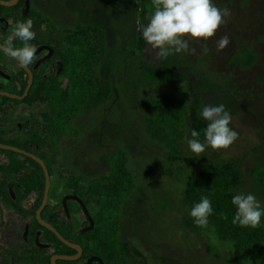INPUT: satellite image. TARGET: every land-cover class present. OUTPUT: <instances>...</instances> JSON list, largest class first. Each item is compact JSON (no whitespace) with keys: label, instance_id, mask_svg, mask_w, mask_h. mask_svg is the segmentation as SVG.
<instances>
[{"label":"rangeland","instance_id":"obj_1","mask_svg":"<svg viewBox=\"0 0 264 264\" xmlns=\"http://www.w3.org/2000/svg\"><path fill=\"white\" fill-rule=\"evenodd\" d=\"M162 1L171 13L172 32L179 38L175 47L180 51L181 62L190 60L191 69L202 72L205 83L213 84L218 91L233 90L232 97H228L225 101V104L233 110L224 115L229 126L225 132L219 130L208 135L200 148H197L189 139L186 125L178 126L179 150L185 157V162L192 166L184 171L173 167L171 176L165 172L168 167L163 160V147L146 138L140 122L143 117L152 116L148 106L150 98L158 94H171L178 85L172 83L169 88H164L144 85L141 81H137L138 85H134V72L127 73L125 69L128 62V57L125 55L128 50L130 53L133 49L132 25L137 15L136 5L139 1L29 0L26 2L27 6L30 4L43 19L44 25L40 30H44L46 26L53 31L50 37L55 34V38L62 43L64 41L62 39L72 34L76 27L91 26L100 29L106 46L105 60L109 63L108 70L105 69L107 76H115L123 81V84L114 85L117 94L114 108L111 107L113 110L106 111L104 121L99 106L95 115L88 117L89 130L86 129L85 134L80 130L78 140L82 144L78 143L79 147L74 143L68 145L71 146L68 152L75 159L78 157L77 154L80 155V152L85 151L84 157H88L86 166L89 172L87 173L92 172L97 177L112 172L110 166L104 165L106 159L103 157L111 156L110 152L113 149H122L123 152L129 153L135 164L127 161L129 163L127 167L131 168L128 170L131 177L130 182H122L119 188L118 209L114 212L104 211L100 216V222L96 223L101 228L98 234L91 235L88 232L87 236L92 241L90 244L94 245L93 252L103 259H112L113 264H223L216 255L229 258V249L218 244L215 248H211L210 246H214L212 238L207 242L204 233H192L183 226L182 222L188 212L181 202L180 191L185 181L193 176L202 162L235 161L239 165L244 183L247 184L248 173L255 164V158L264 160L262 158L264 153V0ZM143 5H147L146 1ZM1 12L3 15L14 16L16 9L4 7ZM155 28L154 22L147 20L145 30L149 36L141 60L152 62L158 59V53L155 51L157 43L152 35ZM48 37H45L46 42ZM246 48L254 52L256 62L250 69L240 71L228 59L234 52ZM183 50L188 53L183 54ZM197 79L199 78L191 77V80ZM62 82L61 87L64 86V81ZM212 98L210 94H199L197 115L200 118L215 117L216 107L212 105L214 99ZM222 99L225 100L223 95L217 100ZM17 110L21 111L14 107L7 115L3 113L1 118L6 120L7 117L16 114ZM32 110L47 112L39 105H34ZM25 119V115H20L18 120L20 123L26 120L36 122L35 115ZM255 130H259L258 134ZM0 155H4L10 162L14 161L17 167V162L21 161L20 156L12 152H0ZM101 158L104 163L100 162ZM114 160L115 165L116 158ZM147 166L151 170L154 169L148 176L145 175ZM50 176L52 182L50 194L55 198L62 193L64 185L68 182L64 179L57 180L52 170ZM69 182L72 183V180ZM99 183L103 185L100 181L80 183L83 186L81 191L94 189L101 192ZM40 191L41 188L39 193ZM106 194L111 201L114 200L113 195L107 192ZM241 196L246 200L243 214L248 215L252 207H256L260 212L264 211L262 204L264 202L261 198H252L246 190L241 192ZM3 197L0 194V199ZM6 208L11 210V204L6 205ZM69 208L78 210L71 202ZM87 210L93 215L92 208L88 207ZM112 227L114 233L111 231ZM39 229L42 231L41 228ZM43 235L45 237V233ZM44 237L39 241L45 242ZM22 256L24 263L31 261L26 253ZM39 264H42V261L41 263L39 261Z\"/></svg>","mask_w":264,"mask_h":264},{"label":"trees","instance_id":"obj_2","mask_svg":"<svg viewBox=\"0 0 264 264\" xmlns=\"http://www.w3.org/2000/svg\"><path fill=\"white\" fill-rule=\"evenodd\" d=\"M138 1L139 3L136 5L138 11L136 10L137 15L132 25L133 49L130 53L128 50L125 55L128 57L125 69L127 73L134 72V85L137 84V81H141L144 85L164 88H169L172 83L178 85L171 94H158L150 98L148 106L152 116H145L140 122L146 138L163 147V160L168 167L165 172L171 176L173 167L178 170L181 168L180 171H184L192 166L185 162V157L179 150L178 126L186 125L189 139L197 148H200L199 146L208 135L219 130L225 132L229 126L226 124L224 115L233 112L231 107L225 104V101L228 97H232L233 90L218 91L213 84L205 83V76L202 72L191 69L192 62L190 60L181 62L180 51L175 47L179 38L172 32L171 13L164 6L162 0ZM145 1L147 5L144 6L143 2ZM22 2L24 0H19L14 6L16 9L14 16L3 15L1 10H4V7H0V19L3 20L0 21L2 40L0 45L17 56L22 55L25 60L38 45L46 42H40L43 40L40 35V28L44 25L43 19L30 4L27 12L21 15ZM147 20L156 25L152 35L157 43L155 51L158 53V59L152 62L141 60V54L149 36L145 30ZM138 26L141 29L140 34H137ZM47 32L49 35L53 33L48 28ZM62 40H64L63 43L57 40L55 34L48 37V46L52 50L51 58L31 71L32 84L27 96L22 101L0 97L2 99L1 117L3 113L6 115L10 113L14 107L17 109H20V106L24 107L21 111L17 110L18 114L16 111V114H10L11 116L7 117L6 120L11 122L8 127L0 126V145L29 153H33L32 148L29 149V147H36L37 156L47 168L55 163V158L48 154L55 153L60 144L64 147L63 150L72 143L78 147V143L82 144L78 138L81 133H86L88 117L95 115L99 106L101 107L99 110L103 112L102 119L104 121L106 111L109 112L114 108V100L117 97L114 85L116 83L123 84L120 78L118 79L114 75H112L114 77L107 76L108 73L105 69L108 70L107 64L109 63L105 60L107 58L106 46L100 29L91 26L76 27L72 34L66 35ZM184 53L188 52L183 50ZM49 61L57 64L55 67L57 74L50 77L42 71L47 68ZM228 61L238 70L245 71L254 65L256 55L250 48H246L231 54ZM12 62L14 61L12 60ZM108 68L111 69V66L108 65ZM100 70L105 72L101 73ZM191 77L199 79L191 80ZM62 81H64L63 87H61ZM25 85L26 75L19 68L10 77L8 85H0V91L21 96ZM200 93L210 94L214 98H212V105L216 107V115L213 119H204L197 115L199 109L197 102ZM221 95L225 100H217ZM34 105L43 107L47 112L39 111L38 120L36 118V122H29L26 119L32 118ZM3 106H6V110H3ZM20 115H25L26 121L20 123L18 120ZM1 120L5 119L1 118ZM106 122L111 123V121ZM255 131L258 134L259 130ZM6 135V138H2ZM129 151L131 153V150ZM0 152L7 151L0 150ZM110 153L111 156L103 157L106 159L105 163L102 158L100 159V162L105 166H110L112 172L109 169L108 175L97 177L96 174L90 172V174L87 173L88 179L82 178V174L79 172L71 175L72 189L76 194L82 192L83 186L80 183L100 181L103 184L101 186L99 183L102 188L101 192L94 189L83 191L87 195L89 203L94 206L92 208L94 217H91L93 228L89 231L91 235L100 232L101 228L96 223L100 222V216L104 211L114 212L118 209L119 188L122 186V182L127 183L131 177L130 171L128 172L131 168L127 167L129 165L127 161L134 163L132 157L130 158L128 155L129 153L123 152L122 149H113ZM20 158L21 161L17 162L18 167L15 166L14 161L8 160L10 178L19 173L18 168L21 169L25 166L38 171L40 177L42 176L36 163L22 156ZM114 158H116L115 165ZM262 158L264 159V153H262ZM65 161L68 160L63 159L61 167L69 166L68 162L65 164ZM254 161L255 164L248 173L247 184L244 183L239 165L235 161L208 160L197 167L198 170L185 181L180 191L181 202L188 212L182 222L183 226L192 233H204L207 242H209V238H212L214 246H210L211 248H215L218 244L229 249V258L216 255V258L221 259L223 264H264V211L260 212L256 207H252L248 215L242 212L246 208L244 204L246 200L241 196L243 190L248 191L252 198H261V201L264 202V160L255 158ZM84 169L89 172L87 167ZM152 171L154 169L151 170L147 166L145 175L148 176L153 173ZM35 177L37 176L32 174L29 180L28 176L24 175L20 181L22 183L34 182ZM77 184L80 185V188L76 187ZM31 190V187L26 186L25 194L27 195ZM105 191L113 195L114 200L111 201ZM111 231H114L113 227ZM88 240L92 243L90 239ZM113 263L112 259L106 261V264Z\"/></svg>","mask_w":264,"mask_h":264},{"label":"flooded vegetation","instance_id":"obj_3","mask_svg":"<svg viewBox=\"0 0 264 264\" xmlns=\"http://www.w3.org/2000/svg\"><path fill=\"white\" fill-rule=\"evenodd\" d=\"M6 1L7 0H5L4 2ZM23 4L24 2H22L21 4L20 12L22 10ZM1 20L2 19H0V21ZM4 26H6L5 23ZM40 35L43 39L40 42L45 41V37H48L49 35L46 27L44 30H41ZM1 41L2 40L0 37V42ZM48 43L49 41L47 40L46 43L38 45L34 49L32 54L28 56V59L24 60L22 58V55H18V57L23 61L24 65L30 71L35 70L34 67L38 64L35 67L37 69L40 64H42V60H44V63L47 59L51 58L50 56L52 55V50L49 48ZM39 48L46 49L42 50L36 56H32ZM48 53H50L49 56ZM12 60L13 59L2 52V55L0 56L1 86L8 85L10 77L12 76L14 71H18L20 68V66L14 60L13 61L16 64L12 62ZM56 65V63L49 61L47 64V68H44L42 71L48 77L56 75ZM5 107L6 106H3V110H6ZM19 108L22 109L24 107L20 106ZM32 115H35V117L38 119V115H40V112L39 114H37V112H33ZM10 123V121H2L0 118L1 127H8ZM6 137L7 135L2 136V138ZM20 138L22 139V137ZM70 147L71 146H68L65 150H63L64 147L60 144L59 149L55 153L48 154V156H53L55 158L54 165H51L48 168L45 163L41 161L39 156H37L36 147H29V149L32 148L33 153L25 151L23 152L39 159L46 168L48 175V190L46 201L42 211L40 212L39 219L43 223L50 226L70 246L77 247L80 252L72 247L62 245L53 234L44 230L37 223L36 212L40 207L45 188V180L41 168L38 166L42 174L41 177L38 171H34L31 167L25 166L19 170V173L10 178L8 174V159L4 155H0V194H2L4 197L6 196L5 199L4 197L0 199V264H39V261L40 263L42 261V264H51V259L53 257H65L69 259L65 261L56 259L55 264H99L97 259H99L102 264H106V258L103 259L98 256L96 252H93L94 245L90 244L88 240L89 238L87 237V233L90 231L87 230L89 228L88 217L90 218V220L91 217L93 218V215L90 214L87 209L88 207L93 208L94 206L89 203L88 197L83 193V191L81 193L77 192L76 194L72 189V183L69 182V180H72L71 175L73 173L77 174V172L82 174V178H87V172L84 168L87 167L86 163L88 160L85 159L83 152H80V155L77 154V159L72 157L71 153L68 152L70 150ZM76 152L78 153L77 150ZM72 158H74V160H72ZM63 159L68 160L65 161V164H67L68 162L69 166L61 167ZM79 159L81 161L78 162ZM51 170L55 173L57 180L64 179L68 182L64 185L62 193L55 198H53V195L51 196L50 194L52 190V182L50 178ZM32 174H34V176H37L34 178V182H27L26 185V183H22L20 181L21 177L24 175L28 176V179L30 180ZM28 185L32 190L26 195L25 190L26 186ZM40 186H42V188ZM79 186L80 185L78 184L76 185L77 188H80ZM40 188L41 191L39 193ZM63 201L66 205V211L63 209ZM69 202L76 205L78 210L74 211V209H70ZM9 204H11V210L6 208V205L9 206ZM84 211H86L87 216L85 215ZM39 228H41L42 231ZM44 233L45 237L43 235ZM43 237L46 239L43 240L45 242L39 241V239ZM23 253H26L27 256H30L31 261L27 263L25 261L24 263V256H22Z\"/></svg>","mask_w":264,"mask_h":264},{"label":"water","instance_id":"obj_4","mask_svg":"<svg viewBox=\"0 0 264 264\" xmlns=\"http://www.w3.org/2000/svg\"><path fill=\"white\" fill-rule=\"evenodd\" d=\"M17 2H18V0H7L6 2L0 1V7L12 8V7H14L17 4ZM27 10H28L27 2L24 1L23 7H22V10H21V14L26 13ZM140 31H141V29L138 26L137 27V34H140ZM44 49H46V48H39L37 51H35L34 55H32V56H36L37 54H39ZM0 51L3 52L4 54L8 55L11 59H13L20 66V68L25 72V74L27 76L26 87H25L24 92L22 93L21 96L10 95V94L4 93V92H0V97L1 98H6V99H9V100H14V101H22L27 96L28 91H29V89L31 87V84H32L31 71L24 65L23 61L15 53H13L12 51L8 50L7 48H4L3 46H0ZM49 54L50 53H48V56H49ZM43 61L44 60H42L41 62H43ZM37 65H35V67ZM35 67H34V69H35ZM0 150L7 151V152H12V153L18 154L20 156L26 157V158L32 160L34 163H36L41 168V170L43 172V175H44L45 188H44L43 198H42L40 207H39L38 211L36 212L37 223L44 230H46V231L50 232L51 234H53L62 245L67 246V247H72L67 242H65L50 226H48L47 224L43 223L39 219L40 212L42 211V209H43V207L45 205L46 196H47V190H48V175H47V171H46V168L44 167L43 163L39 159L35 158L34 156H32V155H30L28 153H25L23 151H20L18 149L12 148V147L1 146L0 145ZM63 209L66 211V205H65L64 201H63ZM84 212H85V215L87 216L86 211H84ZM88 222H89V228L87 230H91L92 229V221L90 220L89 217H88ZM72 248H74L75 250L80 252V250L77 247L73 246ZM56 259L57 260H62V261L69 260L68 258H65V257H53L51 259V264H55V260ZM97 261L99 262V264H102L99 259H97Z\"/></svg>","mask_w":264,"mask_h":264}]
</instances>
